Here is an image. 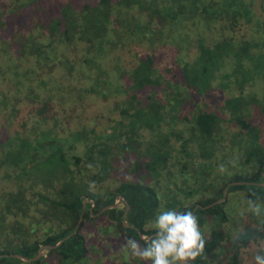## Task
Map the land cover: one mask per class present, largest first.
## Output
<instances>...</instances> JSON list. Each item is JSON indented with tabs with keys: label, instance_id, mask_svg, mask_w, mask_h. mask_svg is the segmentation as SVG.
Masks as SVG:
<instances>
[{
	"label": "trees",
	"instance_id": "16d2710c",
	"mask_svg": "<svg viewBox=\"0 0 264 264\" xmlns=\"http://www.w3.org/2000/svg\"><path fill=\"white\" fill-rule=\"evenodd\" d=\"M240 17L264 28V12L254 17L250 0H0V113L7 125L16 116L19 126L0 134V165L17 167L14 185L0 188V264H85L89 244L93 249L108 228L113 239L143 245L156 235L160 204L198 219L205 250L189 264H238L240 248L264 236V132L250 118L256 106L264 116V96L242 91L264 76V51L235 38ZM159 46L178 57H159ZM231 82L238 91L219 101ZM87 97L109 99L119 117L108 116L97 130L86 121ZM175 120L214 148L222 140L219 121H236L232 135H246L240 159L247 167L205 182L211 190L193 201L172 191L162 197L149 177L159 179L169 159L178 164L165 153L174 151ZM141 129L148 142L163 136L158 154L139 146ZM124 159L130 172L110 184ZM179 163L180 173L186 165ZM9 175L0 170L1 178ZM244 216L237 228H215Z\"/></svg>",
	"mask_w": 264,
	"mask_h": 264
},
{
	"label": "rangeland",
	"instance_id": "374dc122",
	"mask_svg": "<svg viewBox=\"0 0 264 264\" xmlns=\"http://www.w3.org/2000/svg\"><path fill=\"white\" fill-rule=\"evenodd\" d=\"M247 0H243L245 2ZM251 6H252V13L254 17L261 18L264 9V0H250ZM242 21V24L237 28L238 30H235L234 35L235 38H246L250 41L255 42L253 44L254 47H252L253 50L260 49L264 51V28H261L260 26H257L253 22H244L243 17L239 18ZM156 52L159 53V57L165 59V60H172L174 57H178L176 55V50L174 52L171 51V47L166 46H159L158 49H156ZM166 63L165 61H162ZM218 77H216L217 80ZM215 81V80H214ZM231 87L224 88L219 91L220 98L219 101H221L222 97H224L227 94L233 93L238 91L236 86L233 82L230 83ZM245 94H253L257 98H261L264 96V76L262 75H255L253 78L248 80L247 84H245L243 90ZM216 92V91H215ZM243 93V94H244ZM85 103L84 107L87 112V119L86 121L88 123H95L96 129L101 130L104 128L105 121L107 120L108 116L112 117H119V114L117 113V110H113L110 107L109 99L103 100L98 97H87L83 100ZM211 103H214V101H210ZM200 106L201 102H197L195 106ZM211 104H208L206 107L211 108ZM197 107V108H198ZM25 108L22 109L21 113ZM264 111V107H263ZM96 113L98 114L96 117ZM221 115L226 117L227 110L223 109L221 112ZM7 113H0V134L4 135L2 132H7L9 134H12V128L16 127L19 128L18 125H16L15 119H17L16 116H13L10 120V124L7 125V119H8ZM250 118L251 121L256 124L259 128V133L264 132V116H262L259 112V109L256 107H251L250 109ZM74 120V119H73ZM177 124L178 131H173V134L170 137V142L174 145V151L171 152L169 150L168 152H165L167 157H172V159L178 160L177 163H173V160L169 159L166 162V169L163 167L159 170V174H161L159 179L149 177V180H151V183L154 184V187L157 189V192L162 197L165 194H169V191H172V193H176L178 197L183 199V202H187L188 200H194L199 193H208L211 190V186L202 187L207 183V181H210V184H214L222 180L221 178L224 177L225 171L227 173H230L234 171L235 169H239L241 167H247V165L241 163L242 160L240 159L241 154L244 153L246 135L245 134H238L236 133L235 136L232 135V133L238 128V123L234 120H221L219 121L221 127H222V140L221 142L217 143V147L214 148V144L212 146V143H202L200 136L197 138L195 134H193L191 131H185L186 127L184 123H186L184 120H175ZM9 123V122H8ZM184 124V125H183ZM163 131H160V133ZM148 129H141L139 131V135L137 137L139 141V146H143V149L146 148V151L153 152L154 154H158L154 152V149H156L159 145L162 144L160 138L153 140L152 137L150 138L148 142ZM155 136V135H154ZM241 136L240 144L239 142H234V139L236 141H239V137ZM197 138V140H196ZM262 136L260 135L257 140H261ZM210 140L213 141V135L210 137ZM195 142V143H194ZM152 143V144H151ZM151 144V145H150ZM199 144V146H198ZM172 145V146H173ZM197 145V146H195ZM195 146V148H193ZM210 146V147H209ZM207 147L210 149V156L205 155L207 154L208 150ZM9 148V147H8ZM82 146H78L77 152L82 153L83 149ZM10 150V149H9ZM15 148L11 153H15L14 155H10L7 158L16 156ZM147 152V153H148ZM203 154V155H200ZM132 156H134V153H131ZM207 156V157H206ZM142 158L144 156H141ZM117 158L119 156L117 155ZM141 158V159H142ZM216 159V161H215ZM115 161V160H114ZM184 162L186 165V169L179 173L178 169ZM115 163V162H114ZM132 162H129L128 159L124 160H117L116 165L119 167L122 166L121 173L117 175V177L110 183V184H116L117 181H119L125 173H129V171L126 172L125 169H123V165L131 164ZM21 164V163H20ZM221 166H223V171L221 170ZM0 170H5L9 172V177L5 176L3 178L0 177V188L3 187H12L14 185V172L17 170V167L15 166H6L1 164ZM12 170V171H11ZM141 170V169H140ZM138 171L133 177H136L138 173L144 172ZM210 173V174H208ZM214 176V178H213ZM173 182L175 183L173 184ZM206 182V183H205ZM178 186V188H175V186ZM182 188L185 189H192L193 193L191 195L186 194ZM178 191V192H177ZM234 197V196H233ZM236 198V197H235ZM84 200H87L86 197H84ZM232 202V201H231ZM230 206L235 207L236 202L233 204L230 203ZM165 205L160 204L158 212L164 211ZM237 219V218H236ZM247 220V217H241L240 220H235L234 222H230V220H226V222L223 225L216 226L215 228H222L226 229L224 225L232 226L236 224L237 228L240 224L244 223ZM105 226V225H104ZM93 227V231L99 234H103V231L101 229H98L96 226ZM232 228L231 233L235 231L236 229ZM202 229L204 231H207L210 229V223L202 225ZM108 231V234L106 237H103V240L95 239V242L93 244L92 249V243L89 244V252L85 256L84 262L85 264H151V261H144L141 260L139 257H134L130 254V252L127 250L126 242L125 240H119L117 238L113 239L112 234L110 232L111 229H106ZM264 246V236L262 238L257 239L256 241H251L248 245L241 247L239 250L238 255V264H255V255L260 251L261 247ZM226 248V247H225ZM92 249V250H91ZM226 250H221L218 254L219 257L223 256L225 254ZM264 254V253H261ZM52 264V263H50ZM65 264V263H62ZM77 264V263H75ZM80 264V263H79Z\"/></svg>",
	"mask_w": 264,
	"mask_h": 264
},
{
	"label": "clouds",
	"instance_id": "9594fccd",
	"mask_svg": "<svg viewBox=\"0 0 264 264\" xmlns=\"http://www.w3.org/2000/svg\"><path fill=\"white\" fill-rule=\"evenodd\" d=\"M248 205L253 211L259 207L251 200ZM154 227L156 235L144 238L143 245L135 239L127 240V250L132 256L151 261V264H189L204 255L205 237L191 211H161L155 218ZM261 253H264V246L255 255V264H264V254Z\"/></svg>",
	"mask_w": 264,
	"mask_h": 264
},
{
	"label": "water",
	"instance_id": "95a60500",
	"mask_svg": "<svg viewBox=\"0 0 264 264\" xmlns=\"http://www.w3.org/2000/svg\"><path fill=\"white\" fill-rule=\"evenodd\" d=\"M223 193H224V190H223ZM115 203H116V202H115ZM115 203H112V204H110V205H114ZM105 207H108V205L102 207L99 211H101V210H102L103 208H105ZM126 209H127V205L125 204V208H124V211H123V214H122L123 216H124V214H125V212H126ZM79 219H80V215H79V218H78V220H77V222H76V225L78 224ZM47 246H50V245H47ZM38 255H39V248L37 249V252H36L34 258H35L36 256H38Z\"/></svg>",
	"mask_w": 264,
	"mask_h": 264
}]
</instances>
